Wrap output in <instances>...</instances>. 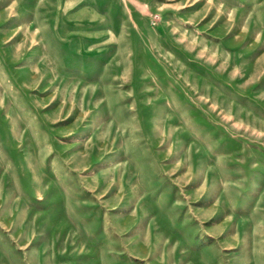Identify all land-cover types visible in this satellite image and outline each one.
I'll list each match as a JSON object with an SVG mask.
<instances>
[{
	"label": "rangeland",
	"instance_id": "rangeland-1",
	"mask_svg": "<svg viewBox=\"0 0 264 264\" xmlns=\"http://www.w3.org/2000/svg\"><path fill=\"white\" fill-rule=\"evenodd\" d=\"M0 264H264V0H0Z\"/></svg>",
	"mask_w": 264,
	"mask_h": 264
}]
</instances>
